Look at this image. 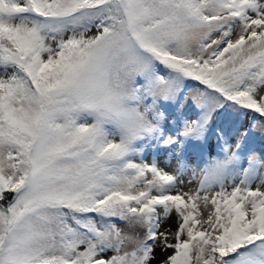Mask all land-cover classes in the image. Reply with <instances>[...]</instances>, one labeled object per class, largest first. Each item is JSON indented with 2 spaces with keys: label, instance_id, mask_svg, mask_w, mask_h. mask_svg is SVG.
<instances>
[{
  "label": "snow or ice",
  "instance_id": "1",
  "mask_svg": "<svg viewBox=\"0 0 264 264\" xmlns=\"http://www.w3.org/2000/svg\"><path fill=\"white\" fill-rule=\"evenodd\" d=\"M258 126L264 0H0V264H264Z\"/></svg>",
  "mask_w": 264,
  "mask_h": 264
},
{
  "label": "rangeland",
  "instance_id": "2",
  "mask_svg": "<svg viewBox=\"0 0 264 264\" xmlns=\"http://www.w3.org/2000/svg\"><path fill=\"white\" fill-rule=\"evenodd\" d=\"M186 95L189 97L192 95L191 91L185 90ZM164 108V110L169 114V118L173 115L179 116V113L176 111L178 106L172 105V104H165L164 102H160ZM190 111L189 117L185 115V113ZM183 117L186 118L190 121L196 118V112L194 109L191 108L190 105H186L184 110H183ZM255 133L257 134L259 138V142L262 145V147L258 146V149L255 150L257 153L264 152V129H261L259 126L255 130ZM216 141L215 136L211 135L209 136V141L203 146V149L196 148V149H189L185 153V163L188 165V172L185 176V180L187 181L188 177L191 175V169L196 168L197 171H199L200 168L205 167L207 163L210 162L212 157L216 156L218 154L219 150H213L212 144L210 142ZM216 151L214 155H211V152ZM171 153V155H170ZM144 158L147 162H151L153 159H155L162 168H164L166 171L169 173L173 172L178 164V158L175 155V150L173 149H163V148H156L155 146L148 147L145 149L144 152ZM244 166H247V161L245 160ZM191 188L197 187L196 183H193L189 185ZM253 188L256 187L255 184L252 185ZM184 191H188V187H185L183 189ZM174 217L172 220H169L167 225L168 227H171L172 230H175V224H174ZM163 230V227L162 229ZM128 249L131 250V245H128ZM111 254V253H110ZM170 254L169 253H162L159 249L156 250V260L152 262V264H159V261L164 259L166 255Z\"/></svg>",
  "mask_w": 264,
  "mask_h": 264
},
{
  "label": "trees",
  "instance_id": "3",
  "mask_svg": "<svg viewBox=\"0 0 264 264\" xmlns=\"http://www.w3.org/2000/svg\"><path fill=\"white\" fill-rule=\"evenodd\" d=\"M9 198H11V194H9Z\"/></svg>",
  "mask_w": 264,
  "mask_h": 264
}]
</instances>
